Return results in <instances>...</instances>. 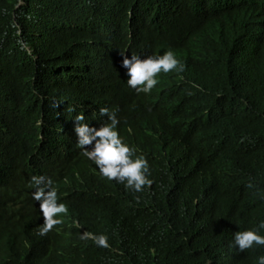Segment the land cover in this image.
<instances>
[{
  "label": "trees",
  "instance_id": "trees-1",
  "mask_svg": "<svg viewBox=\"0 0 264 264\" xmlns=\"http://www.w3.org/2000/svg\"><path fill=\"white\" fill-rule=\"evenodd\" d=\"M168 49L182 72L157 74L147 94L127 86L120 50ZM101 107L148 161L140 193L75 146L74 116L99 127ZM32 175L68 208L44 236ZM259 219L264 0H0V264H254L264 247L230 245Z\"/></svg>",
  "mask_w": 264,
  "mask_h": 264
},
{
  "label": "clouds",
  "instance_id": "clouds-1",
  "mask_svg": "<svg viewBox=\"0 0 264 264\" xmlns=\"http://www.w3.org/2000/svg\"><path fill=\"white\" fill-rule=\"evenodd\" d=\"M120 55L121 66L126 69L128 77L126 84L136 93H149L158 83L157 74L182 72L184 67L171 49L144 58L134 52L130 56L125 55L123 50H120ZM57 106L58 101L53 100L52 107ZM73 110L68 109L69 112ZM105 114L107 120L99 127L90 126L82 112L74 116L75 146L80 149L81 156L95 165L100 177L123 184L126 190L140 193L153 183L148 161L143 155L136 154L135 148L124 142L117 129L118 119L115 110L99 108V115L103 117ZM27 187L32 189V200L39 202V213L43 217L36 234L44 236L61 224V214L66 215L68 208L65 203H58L57 187L51 177L32 175ZM72 224L75 228L80 227L76 220H73ZM78 239L91 240L99 248L110 247L107 235L102 232L79 231ZM230 247H234L238 252L264 247V219H259L254 226L233 232ZM254 264H264V254L256 256Z\"/></svg>",
  "mask_w": 264,
  "mask_h": 264
}]
</instances>
